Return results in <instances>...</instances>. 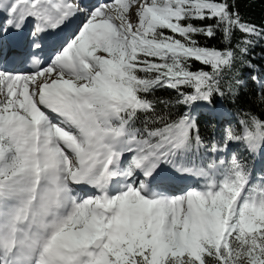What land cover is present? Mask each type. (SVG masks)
I'll return each mask as SVG.
<instances>
[{"label": "rangeland", "instance_id": "obj_1", "mask_svg": "<svg viewBox=\"0 0 264 264\" xmlns=\"http://www.w3.org/2000/svg\"><path fill=\"white\" fill-rule=\"evenodd\" d=\"M67 1L78 14V20H74L75 23L71 26L72 30L65 47L56 50L39 68L23 70L22 66H18L13 72L0 75V187H6L5 183L7 185L14 183L16 197L19 196L18 191L21 192V188L22 191H26L24 182L38 174L37 168L41 175L49 180L54 175L52 173V169L54 172V163L48 155L50 150L44 143V135L40 134L42 132L37 134V129L34 126L35 119L34 116L32 117V109L41 113L35 100V95H38L43 89V87L38 89L39 85L48 86L52 83H61L69 86L68 88L75 92H85V102L77 98L71 102L73 112L79 120L86 118L91 121L92 127L96 128L93 125V117H95L101 128L106 129L109 126L106 117L112 118L115 119L114 123H110V127H108L110 132V129L113 130L112 134L117 136L123 132L134 137L133 131L127 129L128 127L121 122L122 119L118 114L120 102L113 93L117 92V86L111 84L112 75L121 77L127 70L129 71L128 64L133 47L139 46L142 42L148 43V41L156 39L158 37L156 33L162 28L170 33L176 31L191 33L189 25L182 26L184 18L180 7L172 4L169 0H106L104 4L96 7L93 5L92 8L79 5V0ZM13 2L14 0H0V9L5 4V11H8ZM214 12L215 18H217L220 10L215 9ZM82 13H85L84 17H82ZM77 14L75 15L77 16ZM194 19L202 21L203 15L199 14ZM4 21L5 17L1 18L0 31L3 30ZM29 27L27 32L30 31ZM211 30V28L205 27V36H210ZM179 39L186 44H194L187 36H181ZM66 60L69 61L68 67L63 64ZM247 68L252 74L259 73L262 76L261 87L264 88V72H260L258 67L250 64L247 65ZM18 76L19 78L24 77L29 83H22L18 87L14 84L5 86L6 79L12 78V83H15L14 79ZM125 103L131 102L126 99ZM99 108L104 110L100 111ZM215 110L218 114L222 112V109L219 108H215ZM202 113L209 114L206 110H202ZM11 114L16 116V120L19 118L20 122L25 123V126H5L7 120L12 116ZM210 116L214 117L213 114ZM218 120L220 121V119ZM56 121L55 124L49 121L48 123L58 129L61 137L75 142L73 147H77L79 151L78 154H71L67 150L63 151L62 144L56 141L57 135L53 134L55 150L58 153V165L65 171V174L71 173L70 176L73 177L77 171L79 172V169L74 163L72 167L70 161H76L77 155L86 152L87 138L67 132L64 128L59 127L64 122L57 119ZM51 130L53 129L51 128ZM235 131V128L227 121L221 123L218 127L220 134L213 143L214 145L212 144L209 150L202 147V151H205L201 155L203 162L191 163V168L188 171L198 178H205V175L203 176L197 171L202 164H209L210 166L206 169L211 170L213 175L216 174V169L213 166H218L221 171L217 170V172H225V178L220 179L223 181V185L206 184L203 187V183L196 180L194 183L198 188L190 187V183L183 187L176 186L180 189L175 194L161 189L164 188L161 182L170 177L163 174V170L172 173L180 171L178 169L181 168L175 166L177 162L167 156V153L163 156L161 148L158 146V148L154 147V150H150L152 152L144 153L146 157L140 160L141 168L135 171L132 164L135 163L138 147H134L132 150L134 152L127 153L126 158L120 164L121 167L127 166L129 175L136 174L133 181L128 182L131 190L134 189V191L127 194L125 199L122 197V193L113 192L112 199L117 206V211L113 213L112 218L108 217V212L101 210L102 203L100 205L96 203L95 205L100 207L95 206L93 209L90 207L91 199H88L85 206L78 203L76 205V214H78H75L76 216L70 220L72 226L69 225L67 230L73 244L67 245L63 242L67 246L63 244L59 246L57 250L59 262L62 263L67 259V262L71 264H79V262H81L80 264H126L131 258V263L157 264L165 256L174 257L185 251L194 256L196 251L203 244L210 242L212 238L217 246L223 248L224 252L230 247V243L232 244L233 260H230L228 264H238L240 260H244L248 264H256L259 260H264V171L261 172L259 168L264 164L262 158L259 157L262 152L264 154V132L250 136L248 131L242 128L241 138L237 139ZM95 132L96 135L100 133L96 129ZM179 132L174 136L175 140H170L174 135L173 132L165 138L166 145L171 148L170 151L174 150L184 135L183 131L179 130ZM102 133L110 137L107 131ZM79 137H83V139L80 140ZM242 140H245L246 144L242 143ZM141 143V141L137 142V145ZM246 145L252 149L249 159L252 157L253 164L250 167H246V163L243 162L246 156L241 152V148L244 149ZM40 147H42L41 150H39ZM142 151L143 148H141L140 156L143 155ZM247 151L249 150L247 149ZM31 152L34 153L33 156ZM214 159L218 160L215 162ZM222 160H225L223 166ZM103 161L105 159L99 163L102 165ZM96 167L100 169L99 164ZM241 167L250 177L246 175L243 178ZM29 171L30 174H28ZM155 172L157 174H155L154 181L159 180L160 182L157 184L161 188H148L143 174ZM259 174L262 178H254L251 182L247 181L248 178ZM68 177L63 178V183L66 184L63 186V191L66 193L69 191V188L66 189ZM170 178L171 182L168 184L175 186L172 183L175 175ZM200 180L202 181V179ZM54 181H56L55 176ZM143 188L144 191L141 190ZM161 191L168 195V203L149 202L146 199H150L149 196H145L148 192H154V195H157L156 192ZM259 192L263 196H259ZM118 196L120 200H117ZM161 212L169 215L167 229L170 235L163 240V243L157 239L158 230L161 227L159 222ZM84 224L91 229H99L103 239H91L93 234L89 233L87 246L82 252L75 255L72 249L82 239ZM193 233H198V237L195 238ZM227 238H231L230 241ZM97 239H99V243H97ZM66 252H69L67 258L65 257Z\"/></svg>", "mask_w": 264, "mask_h": 264}, {"label": "trees", "instance_id": "obj_2", "mask_svg": "<svg viewBox=\"0 0 264 264\" xmlns=\"http://www.w3.org/2000/svg\"><path fill=\"white\" fill-rule=\"evenodd\" d=\"M169 1L180 7L182 26L189 25L191 33H170L162 28L156 39L139 42V46L133 47L129 71L126 68L121 77L112 75L111 84L117 86L113 93L120 102L118 114L122 123L143 142L144 153L159 146L163 156L167 153L176 165L188 167L203 162L202 147L211 148L224 121L235 128L238 139L242 128L251 135L264 131L263 78L247 68L250 64L264 72V0ZM215 9L220 10L217 18ZM199 14L203 15L202 21L194 19ZM205 27L212 29L208 37ZM181 36H187L194 44H186L179 39ZM126 99L131 103L126 104ZM215 108L222 112L218 114ZM180 124L186 128L185 136L170 151L165 138ZM251 151L249 145L241 148L246 167L253 164L252 157L249 159ZM239 164L243 167L240 161ZM209 166H201L209 181L222 185L220 179L225 178L224 174L216 172L221 178L213 175L206 169ZM245 171L242 170L243 178ZM231 249L230 243L224 252L212 238L194 256L185 251L174 257L168 255L157 264H228L233 260ZM130 260L126 264H142ZM238 264L248 263L240 260ZM256 264H264V260Z\"/></svg>", "mask_w": 264, "mask_h": 264}, {"label": "bare ground", "instance_id": "obj_3", "mask_svg": "<svg viewBox=\"0 0 264 264\" xmlns=\"http://www.w3.org/2000/svg\"><path fill=\"white\" fill-rule=\"evenodd\" d=\"M91 5H89L90 7L89 6L87 7L92 8ZM0 14H2V16H0V21H1V18L4 19L5 17L4 26H5V30H7L6 31L7 33H5L6 40L14 39L17 45L20 44L21 33L27 30L30 22L31 24L32 23L37 24V22H44V23L46 22L50 24L51 27H53L55 32H59V31L64 32L66 31V29H69V27L72 26L73 23H75L74 20H78L77 18L78 14L75 12L74 8H72L70 4H68L67 0H14V2L12 3L8 11H5V4H4L0 9ZM73 14L74 15L77 14V16L76 15L74 16ZM106 14H108V12H106ZM82 15H83L82 17H84L85 13H82ZM82 17L80 18L82 19ZM92 17L95 18V16H92ZM1 50L2 49L0 45V59L2 57ZM22 55H23V52L15 53L16 57H21ZM10 56L7 55L5 56L4 59ZM35 60H36L35 55L30 56L28 65L32 67H37V63L35 62ZM63 64L68 67L69 61L66 60V62H64ZM17 67L18 66H16V64L13 65L12 63H7L6 65L4 63L0 64V75L3 76V74L5 75L8 72H13L16 70ZM5 68L7 69L5 70ZM12 81H13L12 78L6 79L5 86L8 87L11 84L12 85L14 84L16 85V87H18V85L22 83H25V84L29 83V81L27 82L24 77L19 78V76L14 79L15 83H12ZM41 85H39L38 89L43 87L42 93L35 95L36 105L39 107V110L41 113H39L37 110L35 111L32 109V114H33L32 117L34 116V119H35L34 126L37 129V134L39 135V133L42 132L40 134L44 135L43 136V139L45 140L44 143L46 147H48V149L50 150V151L48 150L49 151L48 155L52 159V162L54 163V172H53L54 175L53 176H55L56 181L52 182L50 185L48 184V186H43L44 183H42V185L35 187V191L33 192L31 197L39 198L40 200H42L44 207L49 212H51L54 209L58 211H62L65 207H68L69 203L68 201L66 203V199H65L67 194H71L74 200L71 205L69 218H67L66 216H63L62 219H66V222H64L63 225H60L59 230H57L55 234H53L50 238H48V242L54 245L58 242H70L71 241L69 239L70 236L67 233V230L69 228V225L72 226L70 223V220H72L73 217L78 214V213L76 214V211H77L76 205H78V203L79 205L80 203H82L83 205L81 206H85L87 205L88 199H91L94 197L93 195L87 196L81 192H78L77 190H72L70 188H69V191H67V193L63 191L64 184H62L61 180H63V178H65L66 176H69V178H71L70 176L71 173L65 174V171H63L58 165L59 164L58 163V153L55 150L56 146L54 143L53 134L57 135L56 141L62 144L61 148L63 151L67 150V152L71 154H78L79 151L77 147L76 148L73 147L75 142H73L71 139L61 137V135H59L58 129H56L55 127H52L48 123V121L55 124L57 122L55 118H57L59 121H63L64 123H66V125L62 124L59 127H62L67 132H71L73 134H77V131L75 130V128H77L85 135V137H87L88 148L86 152L85 153L83 152V154L77 155L76 159L74 158L76 161H70L72 163V167L75 164L77 165V168L79 169V172L77 171V174L75 175V177L77 178H71V181L73 179L74 180L81 179V182L79 185L80 188L81 189H86L88 187H90L91 189L93 188L95 190L96 195L98 196L103 194V192H105L106 190L109 191L110 189H112L113 181L115 179L114 174L116 173L115 168L117 166L115 163L119 162V159L122 157L123 154H126L127 151L131 152L133 149L128 150L129 148H131V146L124 145V149H127V151L124 150L122 151L121 154L120 152L115 154L119 148L118 140L120 139V136H115L112 138V141H110L108 135L107 136L103 134L101 135L100 131H99L100 133L97 136V138L91 141V139L93 138L95 134L94 129H92L91 127V124H92L91 121L86 118L85 120H79L75 116L76 114L73 112L72 107L69 106L72 100L76 98L85 102L84 100L86 97L85 92L83 91L75 92L72 89L68 88L69 86L61 84V83H52V84H49L48 86H41ZM34 107L36 108V106ZM11 115L12 116H10V119L7 120L5 126H9V127L12 125L20 126V127L25 126V123H22L20 122V120H18L19 118H17L16 120V116L14 114H11ZM13 122L14 124H12ZM67 125L69 127H67ZM51 128L54 130V132H52L53 130H51ZM79 139L82 140L83 137H79ZM70 148H73V149H70ZM102 157H105V158H102ZM103 159H105V161H103L104 163L101 165L99 162L102 161ZM98 164L100 165V169L96 167L98 166ZM132 167H134V169L140 168L137 161H135V163L132 164ZM178 170L180 171L178 172L176 171L173 173L169 171L164 172L163 170V174L170 176V177L175 175V177L188 181L189 176H190V173H188L189 170L188 169L187 170L178 169ZM155 174L157 173L156 172L153 174L144 173L143 178H147L148 176L149 178H152V181H153ZM106 175H109V179L107 181L104 180V177ZM134 175L129 176L128 181H133ZM35 180H37V177L33 178V181ZM158 182L160 181L158 180L157 183ZM76 183L77 181H75L74 184ZM96 183H98L99 185L96 186ZM122 186L125 187V184L123 183ZM162 186L165 188L164 184H162ZM70 187L74 188L73 185H70ZM126 187L128 186L126 185ZM178 190L179 188L172 187L170 189V192L175 194L178 192ZM133 191L134 189L127 190L123 188L121 191L122 197H124L125 199V196L127 194L132 193ZM159 196L161 198L169 200V197L167 194L161 193ZM149 198L151 199L153 197H149ZM100 202L102 203L101 210L106 209V212L111 213V217H113V213L117 211L116 210L117 206L115 205V202L102 200V199L100 200ZM168 216L169 215H167L166 213H162V212L159 215V222H160L161 227L158 230L157 239L159 240L160 243H163V240L166 237H169L170 235L168 234V229H167L168 227L167 220L169 219ZM0 221H1L0 226L2 228V231L0 232V245H4V248H5L6 246H10V245L15 246V245L21 244L22 250L17 252L18 254L17 259L19 260L20 258L25 257L26 252H28L33 247V244L35 243L34 237H30V236L37 235L40 232L39 228L36 226L35 223H30L29 225L26 226V229H23L16 222L5 220L3 212H0ZM84 226L85 227H83L84 229L82 230V239L78 243L75 244V247H74L75 250L72 249V252L75 255H77L79 251H82L85 248V245L87 244L88 237H89L88 235L93 234L92 236L94 239L98 237L102 238L101 231L99 229H95V228L91 229L85 224ZM194 237L197 238L198 233H195ZM4 258L5 256H2V262H0V264L6 263V261L4 262ZM14 258L16 259V257ZM17 259L14 260L16 264H24V258L23 260L19 262H17L18 261ZM6 264H13V262L12 260H9V262ZM34 264H46L45 258L36 260Z\"/></svg>", "mask_w": 264, "mask_h": 264}, {"label": "water", "instance_id": "obj_4", "mask_svg": "<svg viewBox=\"0 0 264 264\" xmlns=\"http://www.w3.org/2000/svg\"><path fill=\"white\" fill-rule=\"evenodd\" d=\"M97 243H99V240L97 241ZM99 245V244H98Z\"/></svg>", "mask_w": 264, "mask_h": 264}]
</instances>
